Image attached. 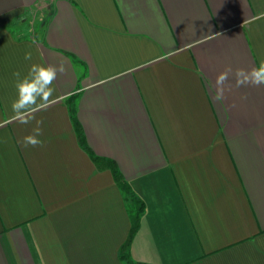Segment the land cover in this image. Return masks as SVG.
Returning <instances> with one entry per match:
<instances>
[{"label": "crops", "instance_id": "1", "mask_svg": "<svg viewBox=\"0 0 264 264\" xmlns=\"http://www.w3.org/2000/svg\"><path fill=\"white\" fill-rule=\"evenodd\" d=\"M264 0H0V264H126L123 193L79 144L114 161L144 203L132 264H264ZM31 50L33 59L25 61ZM59 67L12 121L14 72ZM232 70L224 98L219 73Z\"/></svg>", "mask_w": 264, "mask_h": 264}, {"label": "clouds", "instance_id": "2", "mask_svg": "<svg viewBox=\"0 0 264 264\" xmlns=\"http://www.w3.org/2000/svg\"><path fill=\"white\" fill-rule=\"evenodd\" d=\"M257 20H264V12H258L251 17L246 23H253ZM25 61H31L33 54L31 50L24 54ZM65 71L63 64L59 67L54 65H43L32 63L29 66L26 75H22L19 71L14 72L16 98L11 102L12 116L11 120L20 124H30L35 121L31 133L24 136L20 141L23 147H42V120L35 118L37 111L45 110L50 106L55 91L53 82L57 78L58 73ZM232 70L229 68L216 77L215 81V99L217 101L224 98L227 82ZM236 87L241 86H264V60H262L257 67L250 70L243 68L237 69L234 73Z\"/></svg>", "mask_w": 264, "mask_h": 264}, {"label": "trees", "instance_id": "3", "mask_svg": "<svg viewBox=\"0 0 264 264\" xmlns=\"http://www.w3.org/2000/svg\"><path fill=\"white\" fill-rule=\"evenodd\" d=\"M74 125L77 132L79 144L81 145V147H83V149L87 151V153L89 154L90 158L94 162L97 169L110 170L115 183L117 184L119 190L124 195L126 201V211L130 220V229L126 241L119 248V258L121 261H123L126 264H132L129 255V244L134 232L138 228L140 217L144 212V203L139 197H137L134 194L133 190L131 189L129 184L125 181V179L119 172L113 160L97 156L88 150L81 129L76 121L74 122Z\"/></svg>", "mask_w": 264, "mask_h": 264}]
</instances>
